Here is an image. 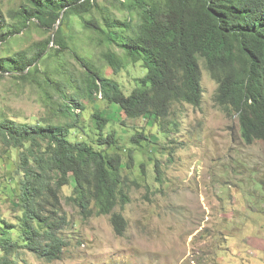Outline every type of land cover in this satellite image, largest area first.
<instances>
[{
    "label": "trees",
    "instance_id": "16d2710c",
    "mask_svg": "<svg viewBox=\"0 0 264 264\" xmlns=\"http://www.w3.org/2000/svg\"><path fill=\"white\" fill-rule=\"evenodd\" d=\"M102 1L108 6L98 0H23L9 17L0 8V45L8 47L32 26L46 34L28 48L0 57V80L9 77L34 88L52 114L51 119L21 123L0 110V144L17 152L10 180L20 209L16 223L0 221V264H25L23 250L48 263L60 259L67 245L61 234L70 226L60 204L65 186L71 187L69 203L83 218L109 215L117 235L126 229L115 208L129 202L130 187L137 184L127 173L133 170L132 148L122 153L115 129L99 112L92 115L94 141L70 140L71 130H79L76 109H85L82 97L92 101L100 95L131 120L153 119L166 140L177 126L169 120L173 106L202 103V60L217 85L214 103L237 116L246 144L264 143V0ZM112 9L130 16L118 19ZM95 12L99 20L92 16ZM70 16L92 33L94 44L115 46L126 62L141 64L144 74L128 94L92 59L69 49ZM69 54L85 71L84 87L67 67ZM103 59L115 75L124 68L110 49ZM142 141L156 142L136 132L129 144ZM152 164L160 182L159 161ZM139 166L144 173V163Z\"/></svg>",
    "mask_w": 264,
    "mask_h": 264
},
{
    "label": "rangeland",
    "instance_id": "374dc122",
    "mask_svg": "<svg viewBox=\"0 0 264 264\" xmlns=\"http://www.w3.org/2000/svg\"><path fill=\"white\" fill-rule=\"evenodd\" d=\"M98 2L108 6L102 0ZM22 3L23 0H0V8L9 17ZM112 11L121 20L130 16L126 10ZM92 16L99 20L98 13ZM132 19L134 23L138 21L136 14ZM68 23L73 33L69 49L92 59L104 76L117 80L128 94L144 74L141 64L126 62L115 46L94 44L92 33L83 29L78 17L70 16ZM45 37L32 26L8 47L0 45V57ZM108 49L124 63L116 75L103 59ZM65 61L76 84L84 87V69L71 54ZM199 63L202 103L200 107L173 106L169 120L177 126L166 140L160 138L158 125L151 118L128 119L117 105L109 104L100 95L92 101L81 98L85 109H76L79 130H71V141L96 139L92 115L99 112L115 129L122 153L132 148L133 170L127 173L137 184L130 187L129 202L122 209L115 208L124 217L126 229L123 235H117L109 215L83 218L79 209L69 203L71 187L65 186L60 204L70 226L61 234L67 245L60 259L48 263L23 250L20 256L25 264H264V143L243 141L237 116L214 103L217 85L203 61ZM0 110L21 123L52 117L34 88L18 85L9 77L0 80ZM136 132L158 143L142 141L140 146H132L129 139ZM16 158L15 150L0 144V221L8 223H16L20 213L15 201L16 185L10 180ZM156 159L160 182L154 179L152 161ZM141 163L145 165L144 173Z\"/></svg>",
    "mask_w": 264,
    "mask_h": 264
}]
</instances>
